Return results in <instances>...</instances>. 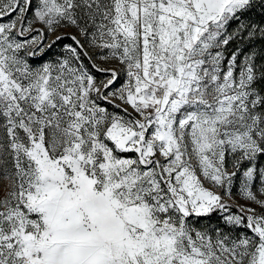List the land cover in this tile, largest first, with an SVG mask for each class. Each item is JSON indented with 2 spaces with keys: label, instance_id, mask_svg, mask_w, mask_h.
<instances>
[{
  "label": "snow or ice",
  "instance_id": "6c2138e0",
  "mask_svg": "<svg viewBox=\"0 0 264 264\" xmlns=\"http://www.w3.org/2000/svg\"><path fill=\"white\" fill-rule=\"evenodd\" d=\"M0 264H264V0H0Z\"/></svg>",
  "mask_w": 264,
  "mask_h": 264
},
{
  "label": "rangeland",
  "instance_id": "374dc122",
  "mask_svg": "<svg viewBox=\"0 0 264 264\" xmlns=\"http://www.w3.org/2000/svg\"><path fill=\"white\" fill-rule=\"evenodd\" d=\"M63 43H69V41H67V40H65ZM61 51V47H60V45H57L56 46V48L53 50V53H51V54H49L50 56L51 55H54V54H56V53H59ZM47 58V57H46ZM215 221L213 220V223H214Z\"/></svg>",
  "mask_w": 264,
  "mask_h": 264
}]
</instances>
